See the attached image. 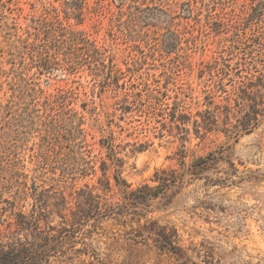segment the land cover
I'll return each instance as SVG.
<instances>
[{
	"label": "rangeland",
	"instance_id": "1",
	"mask_svg": "<svg viewBox=\"0 0 264 264\" xmlns=\"http://www.w3.org/2000/svg\"><path fill=\"white\" fill-rule=\"evenodd\" d=\"M60 28L100 54L71 66L46 50ZM263 76L264 0H0V233L35 212L61 237L49 264H264V116L237 139L221 132L243 89L264 102ZM210 152L224 157L215 170L138 204L140 187ZM90 192L101 211H76Z\"/></svg>",
	"mask_w": 264,
	"mask_h": 264
},
{
	"label": "trees",
	"instance_id": "2",
	"mask_svg": "<svg viewBox=\"0 0 264 264\" xmlns=\"http://www.w3.org/2000/svg\"><path fill=\"white\" fill-rule=\"evenodd\" d=\"M62 34H60V38L58 35L53 33L46 32L44 35V48L53 50L54 53H65L67 55L71 54L73 56V61L70 63L71 66L77 62L78 58L83 59L84 55L89 53H94L95 55L100 54V50L96 48L93 42H90L88 39L83 37L81 32L73 31L71 29H64L60 28ZM36 37L39 39L38 35ZM51 45L53 48H51ZM78 51V54L75 55V52ZM51 57V56H50ZM52 59H55L52 56ZM47 60V59H46ZM51 63L47 60L44 63L43 70L49 72V70H53L50 67ZM77 64V63H76ZM69 66V64H66ZM103 66V65H102ZM68 67V68H69ZM71 71V69H66V71ZM73 70V69H72ZM250 84H253L250 82ZM258 86L264 89V76L258 78ZM243 93L245 94V98H249L250 95L243 89ZM255 98L250 97V103L245 102V98H240V112L241 116L236 118L234 124L231 123L230 120V109L228 110V118L227 123H224V127L221 132L224 134L231 133L234 134V138H238L241 134H247L254 130L260 123V118L264 116V102L257 101ZM243 108H246L244 111ZM217 118L214 117L212 114L208 113L207 118L205 119V126L208 130L209 127H217ZM64 158V157H63ZM221 152H210L206 156L198 157L194 159L188 166H186L183 170V173L180 175H176L175 171H172L170 175L173 176V179H169L166 177H156L157 180L161 181V184L155 187H149L144 185L136 190L135 197L138 199V204H146L149 200L157 198L161 193L164 192L165 188L168 186H174L177 180L183 177L184 175H188L189 178L200 179L203 174L210 170H215L220 162L224 159ZM66 160V165L64 166V171L68 174V171L73 168L69 166V160ZM41 164V161L38 165ZM236 172V169H235ZM165 173V171H162ZM21 176L26 177L23 173ZM38 175L33 176V184L34 181L37 180ZM180 176V177H179ZM244 177H239V180H244ZM115 183L118 184L119 182L123 184L125 183L123 180L119 179V177H114ZM171 183V184H170ZM36 185L32 186L30 189L36 192ZM28 187L25 184H21L17 189V194L22 198H25L27 195ZM131 194V193H130ZM95 197L90 193H88L85 197L86 204H84L76 211H101L102 207L100 203L96 201ZM58 199H60L64 204H66L65 197L62 193H59ZM36 202V200H35ZM41 201L37 200L34 205V209L31 211H39V206ZM107 211V210H105ZM19 215V222L17 223V228L14 229L12 232L0 233V264H49V257L52 253H56L58 250L56 248L62 243L60 241V236L54 237L47 233V231L43 230L41 227L40 219L35 216V212L28 216L18 213ZM72 226V225H71ZM73 228V227H72ZM26 231L24 241H21L14 237V235H18L19 232ZM162 239V243L160 244L161 249H166L167 251L180 256L182 250L177 247L169 238L164 235L163 233L159 235ZM6 240V241H4Z\"/></svg>",
	"mask_w": 264,
	"mask_h": 264
}]
</instances>
